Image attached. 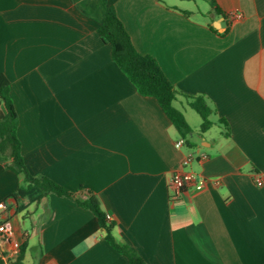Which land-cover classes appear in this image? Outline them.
Wrapping results in <instances>:
<instances>
[{
  "label": "crops",
  "instance_id": "1",
  "mask_svg": "<svg viewBox=\"0 0 264 264\" xmlns=\"http://www.w3.org/2000/svg\"><path fill=\"white\" fill-rule=\"evenodd\" d=\"M102 1L178 90L190 144L176 146L158 100L114 61L97 31L99 0H0V74L29 172L96 196L116 240L147 264H264V0H205L203 18L185 6L193 0ZM235 11L243 18L229 21ZM189 95L212 105L220 137L195 133ZM6 113L0 101V120ZM189 153L197 158L184 166ZM179 170L197 178L172 199ZM30 185L0 162V220L21 264H128L92 211Z\"/></svg>",
  "mask_w": 264,
  "mask_h": 264
},
{
  "label": "trees",
  "instance_id": "2",
  "mask_svg": "<svg viewBox=\"0 0 264 264\" xmlns=\"http://www.w3.org/2000/svg\"><path fill=\"white\" fill-rule=\"evenodd\" d=\"M99 3L104 11V19L97 31L102 40L111 46L114 61L136 86L140 94L152 96L158 100L181 137L186 140L187 144H190L192 129L183 111L175 105L179 95L178 90L168 79L154 56L143 54L137 50L129 32L118 16L116 8L102 0H99ZM211 3L213 2L211 1ZM10 86V80L0 74V101L7 108L6 115L0 120V162L16 173L22 174L25 181L31 183L28 189H36L40 191L41 195L52 192L59 196L75 198L79 206L89 209L96 215L107 232V240L119 253L128 257V264H147L134 248L116 240L113 234L114 223L107 219L96 196L85 193L76 197L75 193L50 178L31 175L21 152V142L17 135L19 120L10 94ZM187 97L191 108L198 112L202 118L201 132H207L215 123L212 119L215 113L214 108L202 95ZM22 251L21 247L20 256L15 264H21ZM0 264H4L1 259Z\"/></svg>",
  "mask_w": 264,
  "mask_h": 264
},
{
  "label": "built area",
  "instance_id": "3",
  "mask_svg": "<svg viewBox=\"0 0 264 264\" xmlns=\"http://www.w3.org/2000/svg\"><path fill=\"white\" fill-rule=\"evenodd\" d=\"M229 21H234L243 18L241 12L235 11L227 14ZM186 144V140L182 137L176 142L177 147H183ZM197 156L194 153H189L185 160L184 166L189 165ZM197 178V175L191 170H179L172 174L170 178V188L172 192V199L179 198L183 189L194 182ZM258 185L262 184L260 177L256 178ZM201 186L205 185V182L202 181ZM6 207L5 202H0V210ZM107 219L111 220V216L107 215ZM0 244H7V248L3 249L0 245V259L3 260L6 264H15L18 257L21 253V244L15 238V232L13 226L7 222L0 220Z\"/></svg>",
  "mask_w": 264,
  "mask_h": 264
},
{
  "label": "rangeland",
  "instance_id": "4",
  "mask_svg": "<svg viewBox=\"0 0 264 264\" xmlns=\"http://www.w3.org/2000/svg\"><path fill=\"white\" fill-rule=\"evenodd\" d=\"M197 4H198V7H199V11L197 10ZM208 3L205 1V0H193L191 2H189L188 4H186L185 6L186 7H190L192 9L195 10V15L198 17V18H203V14L205 13V11L207 10V7H208ZM201 11V12H200ZM189 111V120L192 124V127H193V130L195 131V133H200V134H203V132H201V129H200V126L199 124H201L202 122V118L200 116V114L198 112H196L193 108H190L188 109ZM220 127L219 126H212L208 131L207 133L205 134L206 137H215V138H218L220 137Z\"/></svg>",
  "mask_w": 264,
  "mask_h": 264
},
{
  "label": "water",
  "instance_id": "5",
  "mask_svg": "<svg viewBox=\"0 0 264 264\" xmlns=\"http://www.w3.org/2000/svg\"><path fill=\"white\" fill-rule=\"evenodd\" d=\"M226 26H227V21H225V20H221V21H216V22H215V27H216L217 29H219V30H221V29H225Z\"/></svg>",
  "mask_w": 264,
  "mask_h": 264
}]
</instances>
